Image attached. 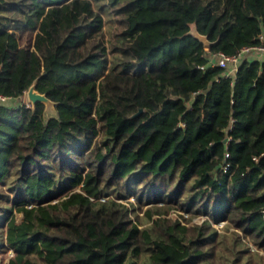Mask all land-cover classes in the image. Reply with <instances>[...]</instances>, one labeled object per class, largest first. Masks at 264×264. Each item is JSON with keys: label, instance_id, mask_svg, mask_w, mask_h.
Here are the masks:
<instances>
[{"label": "trees", "instance_id": "obj_1", "mask_svg": "<svg viewBox=\"0 0 264 264\" xmlns=\"http://www.w3.org/2000/svg\"><path fill=\"white\" fill-rule=\"evenodd\" d=\"M262 42L264 0H0V264H264V60L199 69Z\"/></svg>", "mask_w": 264, "mask_h": 264}, {"label": "built area", "instance_id": "obj_2", "mask_svg": "<svg viewBox=\"0 0 264 264\" xmlns=\"http://www.w3.org/2000/svg\"><path fill=\"white\" fill-rule=\"evenodd\" d=\"M262 40V37H259ZM264 54V42L258 45L245 46L242 47L239 51L232 55H225L223 53H216L210 56H207L206 66H199V69H205L206 67L218 66L220 68L226 69L224 73L225 77H233L239 62L244 58L250 57L251 55H260ZM11 101V97L0 94V106ZM183 127V123L179 124ZM232 125L229 127V131L232 130ZM255 160V159H254ZM226 168V167H225ZM261 218L264 221V208L260 211Z\"/></svg>", "mask_w": 264, "mask_h": 264}, {"label": "water", "instance_id": "obj_3", "mask_svg": "<svg viewBox=\"0 0 264 264\" xmlns=\"http://www.w3.org/2000/svg\"><path fill=\"white\" fill-rule=\"evenodd\" d=\"M190 34L198 39L200 42H202L205 46H210L211 42L208 41L207 37L204 35L199 34L195 27H192V30ZM37 79L33 81L32 85L28 88L26 91V99L31 104V106H34L36 103H42L44 105L43 115L46 119L50 117H54L57 115L56 109H55V103L48 99L45 94H40L35 90ZM142 109H140L134 116L138 115Z\"/></svg>", "mask_w": 264, "mask_h": 264}, {"label": "rangeland", "instance_id": "obj_4", "mask_svg": "<svg viewBox=\"0 0 264 264\" xmlns=\"http://www.w3.org/2000/svg\"><path fill=\"white\" fill-rule=\"evenodd\" d=\"M23 100L26 102V103H29L26 99V93H24L23 95ZM129 201H133L132 198H129ZM194 221H201V218H194ZM222 225V222L218 223V224H215V227L219 228L220 226Z\"/></svg>", "mask_w": 264, "mask_h": 264}, {"label": "crops", "instance_id": "obj_5", "mask_svg": "<svg viewBox=\"0 0 264 264\" xmlns=\"http://www.w3.org/2000/svg\"><path fill=\"white\" fill-rule=\"evenodd\" d=\"M244 59V58H243ZM242 59V60H243ZM246 59V58H245ZM247 59L249 60H255V59H259V60H264V54H260V55H251L250 57H247ZM239 65V64H238Z\"/></svg>", "mask_w": 264, "mask_h": 264}]
</instances>
